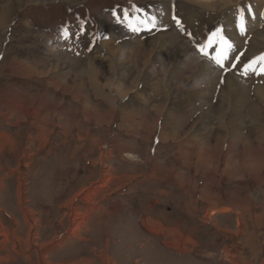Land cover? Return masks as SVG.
I'll list each match as a JSON object with an SVG mask.
<instances>
[{"label":"rangeland","instance_id":"1","mask_svg":"<svg viewBox=\"0 0 264 264\" xmlns=\"http://www.w3.org/2000/svg\"><path fill=\"white\" fill-rule=\"evenodd\" d=\"M207 1L0 0V264H264V0Z\"/></svg>","mask_w":264,"mask_h":264},{"label":"bare ground","instance_id":"2","mask_svg":"<svg viewBox=\"0 0 264 264\" xmlns=\"http://www.w3.org/2000/svg\"><path fill=\"white\" fill-rule=\"evenodd\" d=\"M186 1H189V2H191V3H197V4H200L199 5V7L201 8V9H209V10H212L213 9V7L208 3V1L207 0H200V1H198V0H186ZM224 1H229V0H224ZM201 2V3H200ZM211 2V1H210ZM214 3V2H213ZM215 4V3H214ZM188 6V5H187ZM186 5H185V8L184 9H187L188 7H187ZM198 7V6H197ZM7 9H8V7H6ZM5 10V9H4ZM219 11V10H218ZM3 12V11H2ZM0 13V16H3L2 14H6V12L4 11L3 13ZM97 12V11H96ZM198 12V11H197ZM214 12V11H213ZM212 12V13H213ZM221 12V11H220ZM213 15V14H212ZM209 16V15H208ZM199 17V16H198ZM212 17V16H211ZM216 17V16H215ZM214 17V18H215ZM188 18V17H187ZM193 18V17H192ZM207 19V18H206ZM216 21V20H215ZM218 21V20H217ZM191 22V21H190ZM190 22H188V23H190ZM193 24V23H192ZM198 25V24H197ZM194 31V30H193ZM191 32V31H190ZM202 33H204V32H202ZM195 34V33H194ZM165 35V34H164ZM164 35H162V34H160V35H158L159 37L158 38H161L162 40L164 39ZM204 35V34H203ZM202 35V36H203ZM206 36V35H205ZM170 38V37H169ZM167 42V41H166ZM165 42V43H166ZM183 42V41H182ZM251 43H249L250 44V46L252 45V47H253V50L251 51V52H253L254 51V49H255V47H259V48H262V46L263 45H260L259 43H257V42H252V41H250ZM161 44V43H160ZM146 45V44H145ZM169 45V44H168ZM165 46H167L166 44H165ZM170 46V45H169ZM147 47V46H146ZM153 47V46H152ZM179 47V46H178ZM99 50V49H98ZM150 50V49H149ZM178 50V54L179 53H182V51H181V49L179 48V49H177ZM116 52V51H115ZM119 52V51H118ZM106 54L108 55V57L111 59L112 58V55L114 54V53H110L109 52V50H107V52H106ZM181 55V54H180ZM249 56V55H248ZM108 58V59H109ZM242 58V57H241ZM113 62V61H112ZM187 62V61H186ZM86 63V62H85ZM91 63V62H90ZM90 63H88V65L87 66H89L90 68L92 67V65L90 64ZM112 64V63H111ZM114 64V63H113ZM204 64H205V62H204ZM204 64H199L200 65V70L201 71H206L204 68H205V65ZM244 65V64H243ZM51 66V65H50ZM113 67H114V65H113ZM87 68V67H86ZM184 68V67H183ZM88 69V68H87ZM83 70V69H82ZM81 70V71H82ZM89 71H90V74H91V78L95 81V79L96 80H99V73H97L96 72V70L94 69V70H92V69H88ZM87 70V71H88ZM92 70V71H91ZM77 71V70H76ZM79 72V71H78ZM75 74V73H74ZM203 74V73H202ZM80 75V74H79ZM54 76V75H53ZM84 76V75H83ZM79 77V76H78ZM78 77H75L76 79H79ZM81 77V76H80ZM85 79H86V77H84ZM88 78V77H87ZM73 79V78H72ZM242 80V79H241ZM58 81V80H57ZM79 80H77V82H78ZM235 81V80H234ZM76 82V83H77ZM227 82V84H230L229 86H227V90H226V92H229L230 93V97L232 96V95H237L238 94V90H236V88H235V86L233 85V82H232V80H227L226 81ZM65 83V82H64ZM63 83V84H64ZM80 83V82H79ZM110 83H111V81H110ZM109 83V85H112V84H110ZM258 83V82H257ZM107 84V83H106ZM226 84V85H227ZM234 84H236V83H234ZM256 84V83H255ZM59 85V84H58ZM62 85V84H61ZM64 86V85H63ZM67 86V85H66ZM70 86V85H69ZM83 86V85H82ZM223 86V85H222ZM75 87V86H74ZM79 87V86H78ZM51 88V87H50ZM68 88V87H67ZM222 89H224V88H222ZM230 89V90H229ZM241 89V88H240ZM246 89V88H245ZM62 90V89H61ZM73 90V89H72ZM104 90V89H103ZM121 90V89H120ZM120 90H117V91H120ZM70 91V90H69ZM242 91V90H241ZM71 92V91H70ZM77 92V91H76ZM112 92V91H111ZM254 94H255V97H257V99H259L261 102H264V83H259L258 85L256 84L255 86H254ZM102 93V92H101ZM104 93V92H103ZM110 93V92H109ZM74 94V93H73ZM62 95V94H61ZM76 95V94H75ZM78 95V94H77ZM76 95V96H77ZM105 95V94H104ZM109 95V94H108ZM64 96V95H63ZM85 96V95H84ZM110 96H111V94H110ZM224 96L227 98V94L226 93H224ZM70 97V96H69ZM104 97H106V96H104ZM123 97V96H122ZM77 98V97H76ZM78 98H79V95H78ZM107 98H108V96H107ZM64 100V99H63ZM73 100V99H72ZM111 100H112V98H111ZM236 100V99H235ZM87 101H84V103H86ZM77 103V102H76ZM80 103V102H79ZM87 104V103H86ZM80 105V104H79ZM78 105V106H79ZM89 105V104H88ZM80 107H81V105H80ZM58 109V108H57ZM56 109V110H57ZM55 113V112H54ZM60 113V112H59ZM170 115H172V113L169 111V113L167 114V120L168 119H170V118H173V117H171ZM48 116V115H47ZM46 116V117H47ZM73 117V116H72ZM77 117V116H76ZM71 118V117H70ZM69 119V118H68ZM67 119V120H68ZM70 120H73V119H70ZM159 120V119H158ZM165 121V120H164ZM192 122V121H191ZM39 123V122H38ZM42 123H43V121H42ZM53 123H54V121H53ZM70 123V122H69ZM72 123V122H71ZM70 123V124H71ZM167 123H169V122H167ZM170 123L172 124V125H169V127L170 128H172L171 130H174V132L177 130V126H176V122H174V120L173 119H170ZM44 124V123H43ZM47 124H48V122H47ZM40 125V124H39ZM163 125V124H162ZM44 126V125H43ZM166 126V125H165ZM167 128V127H166ZM167 136H169L170 138H171V135H167ZM161 138H162V136H160ZM173 139V138H172ZM86 211V210H85ZM84 211V212H85ZM72 221V220H71ZM71 221H70V223H71ZM79 221V219L78 218H76V221H75V226L76 227H74V230H73V236L74 235H76L77 233H78V229H79V227L81 226V223L80 222H78ZM77 222V223H76ZM81 230V229H80ZM79 234V233H78ZM66 237V238H65ZM64 238H63V240L64 239H67L68 238V236H65ZM110 262H112V261H110ZM111 264H113V263H111Z\"/></svg>","mask_w":264,"mask_h":264},{"label":"snow or ice","instance_id":"3","mask_svg":"<svg viewBox=\"0 0 264 264\" xmlns=\"http://www.w3.org/2000/svg\"><path fill=\"white\" fill-rule=\"evenodd\" d=\"M124 20L126 21H130V17L128 15L127 10L125 11V15H124ZM141 23H143V21H141ZM129 27H132L131 22H129ZM133 30H137L136 28H133ZM261 60H264V56L260 57Z\"/></svg>","mask_w":264,"mask_h":264},{"label":"crops","instance_id":"4","mask_svg":"<svg viewBox=\"0 0 264 264\" xmlns=\"http://www.w3.org/2000/svg\"><path fill=\"white\" fill-rule=\"evenodd\" d=\"M68 233V232H67ZM40 263V262H39Z\"/></svg>","mask_w":264,"mask_h":264}]
</instances>
